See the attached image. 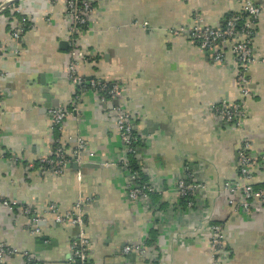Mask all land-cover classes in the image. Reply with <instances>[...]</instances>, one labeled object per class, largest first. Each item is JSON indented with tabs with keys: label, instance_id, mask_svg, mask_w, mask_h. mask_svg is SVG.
<instances>
[{
	"label": "crops",
	"instance_id": "0c3cea01",
	"mask_svg": "<svg viewBox=\"0 0 264 264\" xmlns=\"http://www.w3.org/2000/svg\"><path fill=\"white\" fill-rule=\"evenodd\" d=\"M67 1L18 0L5 7L8 0H0V244L19 253L4 264H23L24 252L39 264H75L71 246L80 229L56 217L74 213L78 203L87 264H264V202L244 213L241 197L223 191L239 181L244 143L255 161L251 184L264 187L258 162L264 156V0H250L260 13L249 22L253 62L245 99L229 43L220 44L225 59L218 64L187 35L171 34L190 29L195 18L220 29L227 14L245 12V0L93 1L89 27L78 36L79 74L119 87L116 104L136 124L139 171L159 192L144 203L128 198L113 115L68 79ZM222 102L243 104L237 129L211 112ZM56 108L69 111L57 132ZM79 140L80 165L70 163L60 175L39 165L56 141L70 159ZM187 177L204 186L191 207L176 187ZM213 225L222 229L226 255L213 254ZM147 239L152 245L143 255L123 253Z\"/></svg>",
	"mask_w": 264,
	"mask_h": 264
},
{
	"label": "built area",
	"instance_id": "2783aa9c",
	"mask_svg": "<svg viewBox=\"0 0 264 264\" xmlns=\"http://www.w3.org/2000/svg\"><path fill=\"white\" fill-rule=\"evenodd\" d=\"M11 0H8V2ZM18 1V0H17ZM94 0H68L66 3V14L69 18V27L66 37V45L68 48V65L67 76L69 81L80 92L90 90L99 99L104 112L109 115L112 114L114 121L119 130V136L122 144L125 158L123 160V168L128 173L127 194L131 201L144 203L150 201V195L159 193L155 186L148 180L141 182L139 171H133L130 168L129 156L135 158L137 155L138 135L134 118L129 115L121 106L115 102L121 96V91L116 84H110L98 79L86 80L79 74V66L84 61L83 52L78 45V36L85 32L89 27V17L92 13V6ZM244 9L248 19L242 21L240 30H237L236 24L240 19L232 17L227 20L225 28L213 29L202 25L201 19L195 18V24L190 29L183 28L171 31L173 35H187L202 51L209 54L214 63H223L225 54L221 49L220 44L229 43L230 50L235 57L238 68V82L242 85V97L248 98L250 96L249 82L247 80L248 67L253 62L251 50L252 30L251 23L257 19L260 9L252 4L250 0H245ZM25 19L21 23L25 26ZM145 25H143L144 27ZM20 31H14L11 35L13 40L20 38ZM3 74L0 72V77ZM211 111L213 114L225 125L232 126L237 129L241 125V121L245 117V111L241 102L212 105ZM53 118V130L59 131L62 128L63 121L69 115L67 109L58 108L51 111ZM84 150V145L81 140L78 141L73 156L69 159L65 156V150L56 141L51 156L42 158L39 165L45 171H51L56 175H60L64 169L70 164H81V154ZM259 164L264 168V156H260ZM237 165L239 173V181L226 183L223 186V191L231 195L238 194L241 197L239 208L244 213L251 211L253 203L264 202V187L255 188L251 181L253 179V171L255 168V161L250 154V146L244 143L237 153ZM79 177V175H78ZM177 192L180 199L187 202L188 207L193 205L195 194L199 190H204L203 185L196 184L190 177L180 179L177 182ZM4 207L11 209L15 203L3 202ZM74 213H68L64 216H57L56 222L69 223L77 226L80 229L78 238L73 242L71 250L73 253V260L75 264H87L86 251L88 247V240L86 239L82 230L84 221L80 210V204H76ZM54 211V208H51ZM26 215H30L28 209L24 210ZM211 241L210 246L213 254H225L224 250V235L222 229L218 225H213L210 228ZM144 243L127 245L123 248V253L143 255L145 253ZM19 254L17 250L0 244V264H4L8 257ZM23 257V264H39L29 253H20ZM226 255V254H225ZM216 261L215 264H219Z\"/></svg>",
	"mask_w": 264,
	"mask_h": 264
},
{
	"label": "trees",
	"instance_id": "16d2710c",
	"mask_svg": "<svg viewBox=\"0 0 264 264\" xmlns=\"http://www.w3.org/2000/svg\"><path fill=\"white\" fill-rule=\"evenodd\" d=\"M232 17H238V19H240V21H238V23L236 24L237 26V30H240V26H241V23L242 21H244V19H248L247 16H246V13L243 12L241 14H227L225 16V19L220 27L221 30H223L225 28V25H226V22L227 20H229L230 18ZM112 85V83H110ZM211 110V108H210ZM212 112V111H211ZM216 117V116H215ZM220 121V120H219ZM221 122V121H220ZM224 126L226 127H232V126H228V125H225L223 122H221ZM57 132V131H56ZM55 137L56 139L59 138V135L56 133L55 134ZM51 156V155H50ZM66 156V155H65ZM67 157V156H66ZM129 164H130V168L133 170V171H139V168H138V162L136 161V159L132 156H129ZM238 167V166H237ZM140 173V180L141 182H146L147 181V178L145 176H143L141 174V172L139 171ZM155 195L151 194L150 195V199H152ZM182 202H186L184 199H181ZM144 245H145V248L148 247V245H152V241H150L149 239H147L145 242H144Z\"/></svg>",
	"mask_w": 264,
	"mask_h": 264
},
{
	"label": "water",
	"instance_id": "95a60500",
	"mask_svg": "<svg viewBox=\"0 0 264 264\" xmlns=\"http://www.w3.org/2000/svg\"><path fill=\"white\" fill-rule=\"evenodd\" d=\"M17 0H11V1H9V2H7L6 3V5H5V7L6 6H10V5H12L14 2H16ZM65 45H66V43H64ZM116 103V102H115ZM57 109V108H56ZM56 109H53L52 111H55ZM51 115H52V113H51Z\"/></svg>",
	"mask_w": 264,
	"mask_h": 264
}]
</instances>
